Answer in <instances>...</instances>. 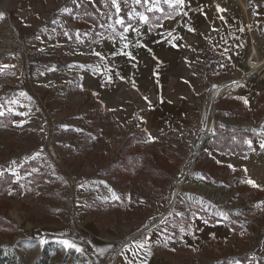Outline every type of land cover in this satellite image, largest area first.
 <instances>
[{
    "label": "rangeland",
    "instance_id": "1",
    "mask_svg": "<svg viewBox=\"0 0 264 264\" xmlns=\"http://www.w3.org/2000/svg\"><path fill=\"white\" fill-rule=\"evenodd\" d=\"M117 3L0 0V264H264V23Z\"/></svg>",
    "mask_w": 264,
    "mask_h": 264
},
{
    "label": "snow or ice",
    "instance_id": "2",
    "mask_svg": "<svg viewBox=\"0 0 264 264\" xmlns=\"http://www.w3.org/2000/svg\"><path fill=\"white\" fill-rule=\"evenodd\" d=\"M135 2H136V4H141V3H143L144 5H148L149 3H151L152 6L147 8V11H148V12H152L154 8H156L157 10L162 11V9H159V8H158L159 0H135ZM163 3L167 4V5H168L169 7H171V8L175 9V8H178V7H180L181 5H183V4H184V0H163ZM112 4L116 7V11L119 13L121 9H120L119 4L117 3V0H112ZM135 15L138 16L139 19H140L141 21L145 22V23H147V22L149 21V17L146 16L144 13H139V12H137V13H135ZM0 18H3V14H2V13H0ZM131 18H132V17H131V14H130L129 19H131ZM157 22H158V21H157ZM115 23H116V24H119V25H121V26H123V32H124V33L129 32V30L137 31V29H134V28L132 27V25H131L130 22L127 23V25H126V24H125V20H124L123 18H121V19H117V20L115 21ZM189 30L191 31L192 29H189ZM65 35H67V33H65ZM169 35H170V36L172 35L171 32H169ZM122 38H123V37H122ZM128 47H129V45H128L127 43H125V44H124V48H128ZM93 54L96 55V56H98V57L103 58V57L101 56V53H99V52H95V53H93ZM114 54H115V53H114ZM122 54H124V55H126V56H129V57L131 58V53H130V52H123ZM5 67H8V66H5ZM21 95H26V94H25V93H21ZM11 103H16V101H11ZM2 107H3V105H0V108H2ZM8 111L11 112L12 109L9 108ZM3 114H4L3 111H0V116H2ZM246 143H248V145L251 146V141H250V140H249V141H246ZM261 147L264 148V143L261 144ZM13 163H15V161H13ZM230 167H231V166H230ZM3 174H4L3 172H0V175H3ZM247 183H249V184L253 185L254 187H256L255 182L252 181V180H248ZM113 197H114V198H117V199L119 198V197H116L115 193H113ZM222 215H225V218H227V217H226V214H222ZM205 223H207V221H205ZM40 243H41V244H44V243H46V241L41 240ZM60 243H61L66 249L75 248V250H76L77 252H81V251H82V249H80L79 247H77V245H76L74 242H71V241H69V240H67V239L61 240ZM134 243H135V246H136L138 249H143V248L145 247L146 240H138V241H135ZM102 251H103V249H101V252H102ZM144 264H146V261L144 262Z\"/></svg>",
    "mask_w": 264,
    "mask_h": 264
},
{
    "label": "crops",
    "instance_id": "3",
    "mask_svg": "<svg viewBox=\"0 0 264 264\" xmlns=\"http://www.w3.org/2000/svg\"><path fill=\"white\" fill-rule=\"evenodd\" d=\"M237 1L239 4L238 5V13H237L238 32L240 33V36L242 37V39H240V41H243V43L245 44V45L243 44V48L246 49V48H248V47H246L247 46V41H246L247 33L246 32H248L250 30V31L255 33L259 29L258 26H260L261 23H264V0H237ZM260 3H263V4H260ZM253 46H254V50L256 51V54H254L253 48H251V45H250V48L248 50L249 55L248 54L247 55H248V58L252 59V61H253V59L255 60L254 64L257 65V66L255 65L256 70L258 71V73H261V69L259 67L260 66L259 61H260V59L262 61L264 60V52L262 53V55L258 56L254 43H253ZM244 49H240V53H244ZM257 67H259V68H257ZM262 91L263 90L259 91L257 93V95ZM227 118H229V117H227ZM223 123H226V122H223ZM226 124H231V123L228 122Z\"/></svg>",
    "mask_w": 264,
    "mask_h": 264
},
{
    "label": "bare ground",
    "instance_id": "4",
    "mask_svg": "<svg viewBox=\"0 0 264 264\" xmlns=\"http://www.w3.org/2000/svg\"><path fill=\"white\" fill-rule=\"evenodd\" d=\"M243 8V7H242ZM245 9V8H244ZM245 12V11H244ZM253 38H252V36H250V45H251V48H253V52H254V54H256V51L254 50V46H253ZM5 50V49H4ZM257 66V65H256ZM259 66V65H258ZM260 67V66H259ZM259 67H257V68H259ZM262 77H263V75H262V72L261 73H259ZM264 78V77H263ZM195 160V157L193 158V161ZM185 176H186V174H184L183 175V178H185ZM155 223H153V225H154Z\"/></svg>",
    "mask_w": 264,
    "mask_h": 264
},
{
    "label": "trees",
    "instance_id": "5",
    "mask_svg": "<svg viewBox=\"0 0 264 264\" xmlns=\"http://www.w3.org/2000/svg\"><path fill=\"white\" fill-rule=\"evenodd\" d=\"M263 91H264V90H263ZM263 91H262V92H260V93L258 94V97L262 96V94H263Z\"/></svg>",
    "mask_w": 264,
    "mask_h": 264
},
{
    "label": "water",
    "instance_id": "6",
    "mask_svg": "<svg viewBox=\"0 0 264 264\" xmlns=\"http://www.w3.org/2000/svg\"><path fill=\"white\" fill-rule=\"evenodd\" d=\"M151 225H153V223Z\"/></svg>",
    "mask_w": 264,
    "mask_h": 264
}]
</instances>
